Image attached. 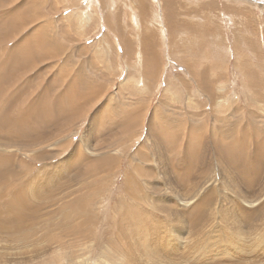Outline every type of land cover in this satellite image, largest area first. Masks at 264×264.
Here are the masks:
<instances>
[{
    "label": "rangeland",
    "instance_id": "rangeland-1",
    "mask_svg": "<svg viewBox=\"0 0 264 264\" xmlns=\"http://www.w3.org/2000/svg\"><path fill=\"white\" fill-rule=\"evenodd\" d=\"M1 1L0 264H264V0Z\"/></svg>",
    "mask_w": 264,
    "mask_h": 264
},
{
    "label": "bare ground",
    "instance_id": "bare-ground-1",
    "mask_svg": "<svg viewBox=\"0 0 264 264\" xmlns=\"http://www.w3.org/2000/svg\"><path fill=\"white\" fill-rule=\"evenodd\" d=\"M2 3V1L0 0V4ZM26 4L28 3V0L25 2ZM9 5V4H8ZM141 6V5H140ZM144 7V6H143ZM1 12H4V13H6L7 14V11H5L3 8H2V10H1ZM13 12H14V10H13ZM16 12V11H15ZM146 14V13H145ZM87 16H88V14H87ZM24 20V19H23ZM22 20V21H23ZM17 24H20V22H18ZM16 26H19V25H16ZM1 27V26H0ZM5 28H6V26H4ZM18 33H15L14 35H17ZM6 38H9V37H6ZM42 43V42H41ZM34 45V44H33ZM44 45V44H43ZM50 45H52V44H50ZM21 46H17V47H15V48H17V49H19ZM32 47V46H31ZM35 49V48H34ZM57 49V48H56ZM44 50V49H43ZM55 50V49H54ZM147 50H149L148 48H142V51L143 52H147ZM52 51V54H50V52ZM51 51H48V50H46V52L44 53V55H41L42 56V58L43 59H54V58H56V57H58L59 55L58 54H56V52L55 51H53V49L51 50ZM26 52H29V54H31V52H32V49L31 48H29L28 50H25V53ZM154 60L153 59V57H151V58H149V57H146L145 58V61L146 62H149V60ZM46 61V60H45ZM68 61V58L67 59H65V62H67ZM16 62H17V65H16V68L18 69V68H23V69H21L22 70V75H27V74H29L30 72H29V70H31V69H33L35 66H36V64H37V62L36 63H33V62H31L30 61V59L29 58H26L25 60H21V59H18V60H16ZM148 65H149V63H148ZM39 66V65H38ZM38 68V67H37ZM0 72H1V70H0ZM32 72V71H31ZM1 74V73H0ZM38 77H40V76H38ZM56 77V76H55ZM42 78V77H41ZM1 80V79H0ZM42 80V79H41ZM75 80V79H74ZM0 82H2V81H0ZM2 84V83H1ZM1 84H0V86H1ZM70 84V83H69ZM68 85V84H67ZM4 86V88H5V90L6 91H8V94H10V96H12L11 97V99H9L10 101H14L15 100V102H14V105H13V107H16L17 105H19V108H18V115L15 117V121H16V123H19V124H21V123H27V122H31L30 120H29V118L30 117H28L29 115H30V111L29 112H27V109H32L36 104L35 103H38V102H36V99L34 100V101H30L29 102V97H31L30 95H32V92H30L29 93V89L30 88H32L33 86H34V83H32V81H31V79H29V81H28V83H25V84H20L19 82H18V80H16L14 83H10V84H8V85H6V84H4L3 85ZM37 86V85H36ZM15 88V89H14ZM3 89V88H2ZM47 89V88H46ZM46 89H44L45 91H46ZM46 94H47V92H45ZM44 93V94H45ZM5 94V93H4ZM27 94V96L25 97V99L23 100V102H20V100H21V98L24 96V95H26ZM56 95V94H55ZM64 95V94H63ZM39 96V95H38ZM45 97H46V95H44ZM58 96H59V94H58ZM62 96V95H61ZM65 96V95H64ZM5 97V96H4ZM33 97V96H32ZM42 97V96H41ZM51 97V96H50ZM49 97V98H50ZM60 97V96H59ZM9 98V97H8ZM38 98V97H37ZM43 98V97H42ZM53 98V97H52ZM62 98V97H61ZM6 99V98H5ZM4 99V100H5ZM33 99V98H32ZM40 99V98H39ZM59 99V98H58ZM57 99V100H58ZM6 101H7V99H6ZM38 101H40V100H38ZM60 101H65V100H59L58 102V104H60ZM0 102H1V100H0ZM5 102V101H4ZM51 102H53V101H51ZM65 103V102H64ZM63 103V104H64ZM52 104V103H51ZM57 104V105H58ZM1 107V106H0ZM27 108V109H25V108ZM29 107V108H28ZM53 107H54V110H58V107H56V104H53ZM2 110V109H1ZM14 110V109H13ZM35 110V109H34ZM60 112V111H59ZM2 113V112H1ZM53 113V112H52ZM58 114V113H57ZM31 115H33V114H31ZM63 116V115H62ZM10 118V117H9ZM32 118V117H31ZM56 120H61L60 118H55ZM62 121V120H61ZM11 127V126H10ZM17 128V131H18V127H16ZM13 129H15V128H13ZM165 132V131H164ZM0 166H2L1 165V163H0ZM7 183H5L4 181H0V192H2L1 191V188L2 187H4L5 185H6ZM14 187V186H13ZM15 188V187H14ZM10 190H12V189H10ZM9 190V191H10ZM11 193V195H13L10 199V202H11V204H9V206L8 207H10V208H14V209H16V210H20V211H22V212H24L23 211V204H24V202L23 203H21L20 202V200H19V195H20V193H21V191H20V189L19 190H17V189H15V191L13 192H9V194ZM2 195H1V193H0V218H1V199H2ZM21 199V198H20ZM7 207V208H8ZM34 209V208H33ZM33 209H31V208H29V211L30 210H33ZM21 212V213H22ZM5 217L9 220V221H11V223L13 222L14 223V226L15 227H20L21 225H22V221H23V219H24V217H22V216H19V215H15L13 212H11V211H9V210H7V212H6V215H5ZM134 219V218H133ZM8 220L6 221V222H8ZM9 223V222H8ZM10 223V224H11ZM13 225V224H12ZM233 241V240H232ZM159 251V250H158ZM181 263V262H180Z\"/></svg>",
    "mask_w": 264,
    "mask_h": 264
}]
</instances>
